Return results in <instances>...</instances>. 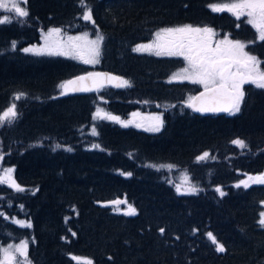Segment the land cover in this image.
Returning <instances> with one entry per match:
<instances>
[{
    "label": "trees",
    "instance_id": "obj_1",
    "mask_svg": "<svg viewBox=\"0 0 264 264\" xmlns=\"http://www.w3.org/2000/svg\"><path fill=\"white\" fill-rule=\"evenodd\" d=\"M228 2L27 0V18L0 25V113L12 103L18 113L0 130V175L13 168L14 179L24 189L0 185V247L28 241L31 264H77L73 256L92 264H264V227L259 224L264 184L236 187L246 177L264 174L263 89L245 84L235 115L201 118L180 105L165 110L164 125L155 135L93 120L97 107L124 120L144 99L178 103L192 93L188 84L168 82L183 67L179 58L133 51L149 43L159 29L206 26L230 33L233 40H255L245 50L260 59L264 69V42L256 39L246 18L211 10V5ZM85 5L94 23L81 18ZM90 27L104 37L101 70L129 79L131 87L52 99L64 81L87 69L22 50L40 42V31L60 28L79 34ZM18 94L31 101H16ZM90 127L96 135L88 132ZM44 137L63 140L73 150L33 147ZM236 139L246 147L234 145ZM92 143L99 147L83 148ZM205 152L209 159L197 162ZM146 165L185 170L197 192L178 193L167 176ZM117 199L127 202L119 208L130 205L136 215L114 213V207L105 206ZM13 220L32 227L22 228ZM209 232L224 252L215 251Z\"/></svg>",
    "mask_w": 264,
    "mask_h": 264
},
{
    "label": "snow or ice",
    "instance_id": "obj_2",
    "mask_svg": "<svg viewBox=\"0 0 264 264\" xmlns=\"http://www.w3.org/2000/svg\"><path fill=\"white\" fill-rule=\"evenodd\" d=\"M27 0H0V11L13 14L18 18L16 22L23 21L29 16L26 7ZM23 5V6H22ZM213 12H228L241 20L246 17L245 23L255 29L256 39L264 42V0H230L228 3L211 5ZM85 22H92V12L85 5V10L81 17ZM13 17L4 15L0 17V25L13 23ZM239 27V25H237ZM217 33L210 27H195L185 25L181 27L163 28L155 33V39L148 44H141L133 49L137 53H148L157 57H182L186 62V66L175 72L169 79V83L185 81L200 85L203 92L198 96H190L186 102V107L191 108L194 112L199 113H219L226 112L235 115L240 111L241 104L244 99L243 86L245 84L254 85L258 89H264V69H261L262 61L255 55L245 51L249 44L232 40L228 36L215 40ZM103 37L97 35L96 39H89L88 33L85 32L79 36H68L66 39L62 35L60 28H52L44 34V45L41 48H26L25 52L34 53L36 55H56L65 56L75 59L83 64L95 65L99 63L101 54V44ZM15 48V43H13ZM115 82L114 86L131 87V84L120 77L107 73H88L70 80L60 85L62 89L61 95H67L69 91L75 92H91L97 91L104 87L105 84ZM21 95H17L15 100H20ZM16 104L13 103L7 110L0 113V127L5 123L11 124L18 116ZM134 113L133 116H138ZM100 117L108 119L114 123L120 124L122 127H128L131 121H122L118 116L105 115L101 117L98 109L93 119ZM149 123L145 127L146 131L158 132L162 125L160 116L146 118ZM137 127L143 125L137 124ZM92 134L96 135L93 128ZM240 149H244L246 144L240 139L232 142ZM93 147H99L93 145ZM71 151V149H67ZM209 153L205 152L197 157V162H204L209 159ZM3 156H0V160ZM163 167V166H161ZM171 170L172 165L167 166ZM14 169L8 167L3 170L0 176V185L14 189L17 192H23L21 187L13 177ZM123 174V173H122ZM130 175V173H129ZM250 182L255 184H264V174L251 177L241 181L236 185L237 188L243 186L250 187ZM184 187L178 185L176 191L182 195L195 194L197 188L188 183V177H184ZM216 191L224 196L225 193L218 187ZM125 200L117 199L112 202L117 211L119 206L126 204ZM126 216L136 215V210L132 206H128L123 212ZM3 215V213H0ZM259 224L264 227V212L260 213ZM6 220L8 216L4 217ZM22 228H31L30 222L21 220H13ZM161 233L164 229H160ZM208 239L215 245V251L224 252V246L219 243L216 237L209 232ZM72 259L77 264H92L91 260H81V258L73 256ZM0 264H31L29 257V242L24 240L16 245L9 244L7 247H0Z\"/></svg>",
    "mask_w": 264,
    "mask_h": 264
},
{
    "label": "rangeland",
    "instance_id": "obj_3",
    "mask_svg": "<svg viewBox=\"0 0 264 264\" xmlns=\"http://www.w3.org/2000/svg\"><path fill=\"white\" fill-rule=\"evenodd\" d=\"M23 6V5H22ZM4 15H9V16H12L13 19H18V18H15L13 16V14H10V13H4L3 11H0V17L4 16ZM242 18H246V17H242ZM247 19V18H246ZM245 19V20H246ZM161 29L159 30H156L152 35H151V40L149 43H151L154 39H155V33L157 31H160ZM214 30V29H213ZM49 30H46V31H40V42L36 45H32V46H28L26 48H41L43 47L44 45V34H46ZM217 35L216 37H214L215 40H219V39H222L224 38L225 36H228L230 39H232V35L226 31H216L214 30ZM85 32L88 33V36H89V39H96L97 35L101 36L98 32H96L92 27L90 28H87V30L85 31H82L80 32L79 34H67V33H64L62 32V35L63 37L66 39L68 36H79V35H83ZM103 37V36H102ZM103 40H104V37H103ZM233 40V39H232ZM103 42V41H102ZM145 44H148L145 43ZM25 48V49H26ZM22 52H24L25 54H31V55H34V56H47V54H44V55H36L34 53H30V52H25L24 49L22 50ZM141 54V53H140ZM142 54H146V55H150L148 53H142ZM56 56V55H54ZM155 56V55H153ZM157 57V56H156ZM160 57H167V56H160ZM56 58H62V59H67V60H71L74 62L75 59H70V58H65V56H57ZM181 59V62L183 63V66H186V62L183 60L182 57H180ZM78 61V60H77ZM98 64V63H97ZM95 64V65H97ZM88 66H95V65H91V64H86ZM179 71V70H178ZM177 72V71H175ZM173 72L172 75L175 73ZM171 75V76H172ZM170 76V77H171ZM183 83H189L187 81L183 82ZM189 85H191L193 87L192 89V93L188 94L185 99L181 102H173V103H166V102H162V103H157V102H149L148 100L144 99L142 102L141 105L138 104H134L132 109H130L129 113H128V117H126V119L122 120V121H131L132 123L129 124V126L126 128V129H129L132 130L135 132V130H138V131H141V132H145L147 134H157L159 133L161 130H162V127H163V124L161 125L160 127V130L158 132H154V131H146L145 130V127L148 125L149 121L146 119V118H150V117H153V116H160L161 117V113H163V111L165 110H170V109H173L174 107H177L178 105H180L181 107L182 106H186V102L188 101V98L190 96H195L197 93H195V91H197L198 89H202L203 87L200 86V85H196V84H191L189 83ZM264 90V89H263ZM194 91V92H193ZM18 95H21V94H18ZM59 95V94H57ZM185 95V94H184ZM30 98L27 97L26 95H21V99L20 101H26V103H28V101H31L29 100ZM17 101V100H16ZM100 103H104L103 101L99 100ZM14 102V101H13ZM25 103V104H26ZM13 104V103H12ZM11 104V105H12ZM105 104V103H104ZM10 105V106H11ZM9 106V107H10ZM105 106V105H104ZM136 107H139L137 109H135ZM100 110L101 112V117L105 116L106 114L108 115V113L106 112V110L104 109V107H97V110ZM7 110V109H6ZM97 110L95 111V114L97 112ZM134 113H139L138 116H133ZM95 114L93 115V117L95 116ZM114 116V115H113ZM162 118V117H161ZM99 119H102L100 117H96V119H93L95 121L99 120ZM106 120V119H105ZM137 124H141L143 126L141 127H137L136 125ZM9 124L8 123H5L4 126L2 127H6L8 126ZM117 125H120V124H117ZM2 127H0V130L2 129ZM120 127H122L120 125ZM91 135H92V127L89 128V131H88ZM2 142L0 140V156H3V152H2ZM42 146V147H47L49 150L51 151H63V152H72V147H70L69 145H67V143H65L63 140H56V139H53V138H49V137H44L40 140H38L36 143L33 144V147L35 146ZM93 145H96V144H91V145H88V146H84L83 148L84 149H93V148H96V147H93ZM67 149H71V151H68ZM134 155V152L133 154ZM0 162H2V160H0ZM163 166V167H161ZM161 166H156V165H146V168H149V169H152V170H155V171H158V172H161L163 177L164 176H167L168 179L170 180V182H172L174 185L178 186V185H183V186H186L184 185V177L187 176L188 177V183L191 184V182L189 181V176L187 174V172L183 169H178L177 167H174L172 166L171 170L168 169V165H161ZM3 173L0 175L2 176ZM248 177H246L244 180H246ZM250 184H255V183H251ZM192 185V184H191ZM121 207V206H120ZM120 211H117L116 208L114 207L113 208V212L114 213H123L124 211L127 210V208H119ZM18 244V243H17ZM12 245H16V244H12ZM8 246V245H7ZM7 246H1V247H7Z\"/></svg>",
    "mask_w": 264,
    "mask_h": 264
},
{
    "label": "water",
    "instance_id": "obj_4",
    "mask_svg": "<svg viewBox=\"0 0 264 264\" xmlns=\"http://www.w3.org/2000/svg\"><path fill=\"white\" fill-rule=\"evenodd\" d=\"M91 73H92V72H91ZM98 73H107V74H110V75L117 76V75L112 74V73H109V72H98ZM87 74H88V73L83 74V75H87ZM83 75L76 76V77H74V78H72V79H70V80H74V79H76L77 77H80V76H83ZM117 77H119V76H117ZM70 80H69V81H70ZM67 82H68V81H67ZM114 84H115V82H112L111 84H105L104 87H109V88H113V89H120V88H118V87H115ZM104 87H102V88H104ZM100 89H101V88H100ZM100 89H99V90H100ZM61 91H62V89H61ZM97 91H98V90H97ZM97 91H91V92H75V91H69V93H68L67 95H61V94H60V97L69 96V95H86V94L94 93V92H97ZM201 92H203V91H201ZM201 92H199L196 96L200 95ZM189 110L192 112V114H194L195 116H198V117L223 116V115H227V114H228V113H226V112H219V113H199V112H194L191 108H189ZM111 204H112V203H111ZM107 205H110V204H107ZM112 205H113V204H112Z\"/></svg>",
    "mask_w": 264,
    "mask_h": 264
}]
</instances>
